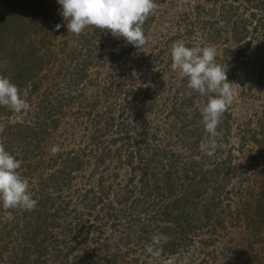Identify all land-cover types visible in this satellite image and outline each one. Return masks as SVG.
<instances>
[{
  "label": "rangeland",
  "instance_id": "374dc122",
  "mask_svg": "<svg viewBox=\"0 0 264 264\" xmlns=\"http://www.w3.org/2000/svg\"><path fill=\"white\" fill-rule=\"evenodd\" d=\"M222 1H226L224 6H222ZM232 1L155 0L160 8L152 14L151 18L146 20L147 23L143 27L145 35L148 37V43L141 49L133 46L126 54H119L114 59H118L119 62L110 61L112 52L109 45H106L119 39L114 38L110 32L104 35L103 41H99V43L103 42V45L95 42L97 36L93 35L90 39V43L94 44L93 47L88 46L82 37L92 27L86 28L79 36L65 32L64 37L60 36L56 40L55 49L57 52H62L60 48L62 47L70 53H55V56L59 59H55L51 64H48L41 72V83L38 90L27 97L31 106L30 111L26 115L20 116L11 111L9 116L0 117V130L5 123L15 121H25L31 125H34L35 121L39 123L48 117V113L55 112L56 105L62 102V113L57 115L56 125H52L53 128L47 125L52 135L49 136L47 146L43 148V151L45 150V159L43 160L45 161L40 174L53 173V169L61 167L60 160L65 161L68 158L67 156L63 158V154L58 153L55 155V162L50 163L49 158L52 157L50 154L51 147L58 145L61 151L71 150L70 152L73 154L81 149L85 152L80 153L79 156L76 153L74 155L82 162L81 167L71 172L73 177L70 181L71 186H87L96 183L95 177L99 174V171L96 173L91 172L95 165L92 163V155L95 151L89 134H91V131L93 132L95 127H103L104 121L99 116L96 120L91 121L90 119L97 110L103 112L101 116L104 119L107 112L114 113V121L104 126L106 130L103 132L105 135L102 136V139L105 138L106 142L112 143L113 138L116 139L119 136L116 134V130L126 131L130 133L129 136L136 137L130 126V119L136 114L143 116L145 112L143 108L151 107L152 110L148 117H150V120L158 122V126H161L160 131L157 133V141L161 145H165L167 141H170L167 143L170 146L166 144L167 148L172 146V150L178 151L180 143L181 148L185 143V141L181 142L182 133L181 135L176 133V128L180 124L176 118L173 119V115L165 114L176 102L179 103L178 100H181L183 90L185 94L194 92L187 87V78H182L179 71H173L171 68L172 46L177 41L184 42L188 47L213 46L216 49V63L225 67L232 65L233 79L231 83L235 99L225 112L218 127L220 136L217 137L218 147L214 155L210 157L202 150L203 155L197 161L198 166L195 167V171H197V175H201V182L206 185L207 190L218 192L217 189H220V185H223L222 197L226 193L231 198V200H225L230 203L229 208H226V210L234 209L238 201L246 197V188L252 182L247 180L251 172L253 156L260 151L259 145L251 141V136L256 134L260 127L264 125V26L262 28L258 27L257 31L254 32L252 26L257 23L256 19L258 17L262 18V13L252 9H243L245 3L242 0L237 1V5ZM53 2H57V0H52ZM229 3L236 7L228 6ZM59 6L61 7V5ZM197 6H200V8L197 9ZM58 10L61 11L62 9L59 8ZM252 11L257 13L255 17L249 14ZM241 18H248L247 20L253 21L249 24V33L244 40L247 44L245 49L241 48L243 45L241 42L234 40L232 26L230 25L231 20L237 21ZM205 20L208 23L203 24ZM80 44L86 45L81 47ZM116 47L119 48V44H116ZM94 48H96V51L94 50V54L90 56L88 50ZM238 51H241L242 55L240 58L234 59L235 52ZM95 52L97 57H95ZM119 81L123 84H120ZM108 85L111 86L108 87ZM29 89V87L24 88L23 93L27 94ZM96 93H101V96ZM85 96L93 98L97 103L94 100H90L88 103L84 102ZM201 98L202 96L198 95L182 104V111L188 112V110H191L195 113L198 109L202 110L204 100ZM84 103L85 106L83 107ZM92 106H94L93 110H91ZM88 108L91 115L87 114ZM46 109H51V111L46 112ZM122 137L126 140L125 135ZM200 138L199 146L202 149V146L209 143L210 136L206 131L204 133L202 131ZM120 140L125 142L122 141L123 139ZM118 143L120 144V141ZM118 143L117 145H119ZM115 145L116 141L114 145H109L111 151ZM16 147L14 146V148ZM18 151L19 149H15V152ZM184 152L188 153L187 150ZM111 153H114V151L110 152L107 159H105L107 162L112 161V164L108 170L102 173H106L105 176L108 175L109 180H112V174L116 171L119 176L124 178L123 169L125 167H120L121 163H118L117 166L114 165L116 157H112ZM228 155L230 163L235 167L232 168V165H230L231 168L229 167L227 175L226 172H220L219 174V172L212 170L216 163H219L222 158ZM110 158H113V160H110ZM196 158L199 157L195 155ZM185 159L188 158L185 157ZM87 160L90 162L87 163ZM102 167L103 165H99V168ZM37 177H39L38 173ZM34 178L32 176L30 181L33 182ZM172 178L171 183L175 180V177ZM240 180H242V184ZM71 186L68 187V183L62 184L60 188H50L49 186L50 198L57 201L58 192H61V194L68 193ZM240 188L241 193H237ZM171 190H174V188H171ZM182 192L183 188H181ZM152 200L154 203H152L153 210H151V213L154 212L156 216L154 220L149 221L147 224L153 228H157L159 225L162 226L164 222H169V219L173 220L172 216L178 209V205L181 207L180 203H174L175 199L155 193L151 195ZM165 206L167 208L166 215L161 213L162 208ZM72 207H67V210ZM1 208L3 207L0 206V223L4 222L8 216ZM62 217L70 222L69 225L64 222L68 225L65 228L70 229L71 227L76 230L74 226L76 228L79 226L80 235L72 237L74 232L62 230L55 236L56 246L59 244L60 246H63V244L68 245L72 239L79 245L78 249H88L91 254H95L94 256L105 254L111 258L115 257V260H108V262H104L105 264H162L163 261L169 258L173 261L177 259L175 261L178 264H189L191 263L189 260L192 258L206 261L205 264H242V260L246 261V255L244 259H239V247H248L249 243L251 247H249L250 252L247 255V264H257V260L264 257V232H261L260 235H250L247 231L240 229V225L226 227L224 231L219 229L214 233L198 227L194 230L200 236L196 235V239L181 247V254L170 255L168 258L162 255L159 260H156L146 252V247L150 242L139 246H136V243L126 245V239L123 236L125 233L119 231V229L116 231L109 229L107 225H104L106 226L103 229L104 231H101V234L96 235V237L95 233L93 236V233H86L85 230L86 226H91L95 222V219L83 215L81 221L79 220L78 224L75 225L77 214L74 211L65 212ZM84 222L85 225L83 226L82 223ZM115 235L119 237H115ZM246 235L251 236L250 240L245 239L248 237ZM142 237H145L143 232ZM16 251L18 250L16 249ZM124 253L127 255H124ZM254 256L257 259H254ZM7 257L8 252H4L0 264H8ZM31 257H34V255H31Z\"/></svg>",
  "mask_w": 264,
  "mask_h": 264
},
{
  "label": "trees",
  "instance_id": "16d2710c",
  "mask_svg": "<svg viewBox=\"0 0 264 264\" xmlns=\"http://www.w3.org/2000/svg\"><path fill=\"white\" fill-rule=\"evenodd\" d=\"M237 1L241 0H233L232 2L236 4ZM242 1L245 3L243 9H252L262 13V18L258 17L256 19L257 23L252 26V30L256 32L258 27L262 28L264 26V0ZM222 3L219 4L224 6L226 1H222ZM227 5L233 8L236 7L232 3ZM59 8H61L59 4L57 2L52 3V0H0V74L9 77L22 93L24 88L29 87L27 97L38 90L41 83V72L48 64H51L55 59H59L55 56L57 52L55 49L56 40L60 36L64 37V33L67 32L66 22L63 20L61 11L58 10ZM199 8L200 6H197V9ZM249 14L252 17L257 15L253 11ZM151 17L152 15L149 18ZM247 19L241 18L230 22L233 38L236 42L243 44L242 49L247 47L244 40L249 33V24L253 22ZM205 23H208L207 20L203 22V24ZM57 24H61L58 30L55 27ZM105 34H107V31L102 32L100 29L92 27L82 37L88 46L93 47L94 44L90 43L93 35L97 36L95 42L102 44L103 42L99 43V41L104 40ZM86 44H80V46ZM116 44H119V48L116 47ZM108 45L112 52L111 62L118 61V59H114L119 54H126L133 47L123 37H119L114 43L113 41L107 43L106 46ZM60 48L62 52L58 51L57 53H70V51L67 50L66 52L62 47ZM94 50L96 51V48L88 50L90 56L94 54ZM241 51L235 52L234 59L240 58ZM95 57H97L96 52ZM107 59L109 58L107 57ZM231 69L232 65L230 64V67H227V77L230 82L233 79ZM119 83L123 84L121 81ZM110 86L108 85V87ZM181 93L179 103L176 102L165 114L173 115V119L176 118L180 124L176 128V133L177 135L182 133L181 142L185 141V143H183L182 148L180 143L178 151L172 150V146L167 148L166 144L170 141H167L165 145H161L157 141V133L160 131L161 126H158V122L150 120V117H148L152 110L151 107L143 108L145 110V112L142 111L144 112L143 116L136 114L130 119V126L136 137L129 136L130 133L126 131L116 130V134L119 136L116 139L113 138L112 143L106 142L105 138L102 139V136L105 135L103 133L106 130L104 126L114 121V113L107 112L104 119L101 116L103 112L97 110L90 119L93 121L99 116L104 121L103 127H95L89 137L95 151L92 155V163L95 165L91 172L96 173L99 171V174L95 177L96 183L87 186H71L70 182L73 178L71 172L81 167L82 161L77 159L80 153L85 152L81 149L75 152L77 156H74L75 153L70 152L71 150L60 151L63 158L68 157L65 161L60 160L61 167L53 169L51 174H40L45 161L43 160L45 159L43 148L47 146L49 136L52 135L47 125L51 127L56 125L57 115L62 113V102L56 105L55 112L46 109V112H50L47 115L48 117L39 123L35 121L34 125L25 121L5 123L0 130V139L3 140L6 150L22 161L18 171L31 184L30 190L33 193V198L38 203L32 211H6L1 208L8 216L4 222L0 223V260L4 252H8V264H98L115 260V257L111 258L105 254L94 256L95 254H91V251L85 248L78 249L79 245L72 239L68 245L63 244V246H60L59 244L56 246L55 236L62 230L74 232L72 237L80 235L79 226L77 228L74 226L76 230L71 227L70 229L65 228L70 222L62 217V214L71 211L77 214L75 225L78 224L79 220L81 221L83 215L95 219L91 226H86V233L91 232L93 236L94 233L95 236H99L106 227L104 225H107L109 229H114V231L119 229V231L125 233L123 236H125L126 245L128 243H136V246L145 245L151 242V237L154 234L163 233L168 237V242L163 245V255L166 258L177 253L181 254V247L200 236L194 230L198 227L214 233L219 229L224 231L226 227L240 225L239 228L245 232L247 231L250 235H260L261 232H264V125L260 127L256 134L251 136V141L259 145L260 151L253 156L252 168L247 180L252 182L246 188V197L240 199L234 209L226 210V208H229L230 203L225 200H231V198L226 193L222 197L223 185H220V189H217L218 192H211L201 182V175H197V171H195V167L198 166L197 161L203 155L199 146L201 133L202 131L205 132L201 110L198 109L195 113L191 110L183 112L181 105L200 94L197 92L185 94L184 90ZM96 94L101 96V93ZM201 99L204 100L203 104L205 106L208 97L202 96ZM90 100L93 101L94 99L85 96L84 102L88 103ZM82 106L84 107L85 103ZM93 107H91V110L94 109ZM10 113L11 110L0 106V117H7ZM90 113L91 111L88 108L87 114ZM123 135H125L126 140L122 137ZM120 139L125 142H121ZM115 141L116 145L119 141L120 144L113 146L112 151L114 153L110 155L116 157L114 165L117 166L118 163H121L120 167H125L123 169L125 177L122 178L116 171L112 174V180H109L110 177L105 176L106 173L102 172L108 170L112 164V161L107 162L106 159L108 154L112 152L109 145H114ZM167 145L170 146V144ZM14 146L17 147L14 148ZM15 149H19V151L15 152ZM185 150L188 153L184 152ZM195 155L199 158L195 159ZM51 156L49 158L50 163L55 162V156ZM185 157L188 159H185ZM110 160H113V158H110ZM89 162L87 160V163ZM99 165H103V167L99 168ZM230 165L232 164L228 155L222 158L219 163H216L212 170L219 172V174L220 172H226L227 175ZM37 173L39 177H37ZM32 176L35 177L33 182L30 181ZM172 177H175V180L171 183ZM66 183H68V187L71 186L68 193L61 194V192H58L57 201L50 198L49 186L50 188H60L62 184ZM240 183L242 184V180H240ZM171 188H174V190H171ZM181 188H183L182 193ZM171 191L172 193H170ZM153 193L175 199L174 203L181 204V207L178 205V209L172 216L173 220L169 219V222L166 221L157 228L150 227L147 224L149 221L154 220L156 216L154 212L151 213V210H153L152 203H154L153 200L151 201ZM237 193H241V188ZM0 206L2 207V205ZM69 206L73 207L67 210ZM166 211L165 206L162 208L161 213L166 215ZM85 222L82 223L83 226ZM142 232L145 235L144 238ZM246 236L248 237L245 239L250 240L251 236ZM115 237L119 236L115 235ZM247 246L239 247V259H244L246 255V261L242 260V264H247L250 243ZM31 255H34V257H31ZM124 255L127 254L124 253ZM193 259L195 258L189 260L191 262L189 264L206 263V261L199 258L194 261ZM254 259H257V257L254 256ZM175 260L177 259H174V264H178ZM257 264H264V257L257 260Z\"/></svg>",
  "mask_w": 264,
  "mask_h": 264
},
{
  "label": "clouds",
  "instance_id": "9594fccd",
  "mask_svg": "<svg viewBox=\"0 0 264 264\" xmlns=\"http://www.w3.org/2000/svg\"><path fill=\"white\" fill-rule=\"evenodd\" d=\"M61 5V15L66 22L68 33L81 35L88 27L102 32H110L114 37H123L129 44L141 49L148 43L143 25L160 5L155 0H57ZM56 29L61 27L57 24ZM171 68L187 78V87L208 100L201 110L202 123L210 140L202 150L213 156L217 147L218 127L228 108L233 104L235 94L232 83L227 77V67L216 63V49L213 46L188 47L182 41L173 44L171 50ZM0 106L18 116L26 115L31 106L26 93L11 82L10 78L0 74ZM58 145L51 147L50 154L60 153ZM22 161L6 150L0 139V205L4 210L32 211L38 201L33 198L29 181L18 171ZM11 219V217H9ZM168 237L156 233L146 247V252L159 260L163 255V245ZM162 264H174L169 258Z\"/></svg>",
  "mask_w": 264,
  "mask_h": 264
}]
</instances>
